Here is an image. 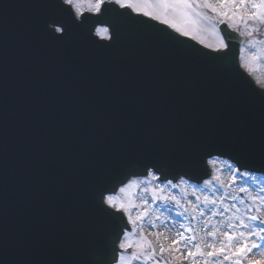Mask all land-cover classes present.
I'll use <instances>...</instances> for the list:
<instances>
[{
  "label": "water",
  "instance_id": "95a60500",
  "mask_svg": "<svg viewBox=\"0 0 264 264\" xmlns=\"http://www.w3.org/2000/svg\"><path fill=\"white\" fill-rule=\"evenodd\" d=\"M35 2L0 0V264H114L128 227L103 198L148 169L198 182L217 155L264 173V93L238 67L237 34L219 25L227 48L211 51L104 6L55 20L59 35L37 23L16 49L7 14Z\"/></svg>",
  "mask_w": 264,
  "mask_h": 264
},
{
  "label": "rangeland",
  "instance_id": "374dc122",
  "mask_svg": "<svg viewBox=\"0 0 264 264\" xmlns=\"http://www.w3.org/2000/svg\"><path fill=\"white\" fill-rule=\"evenodd\" d=\"M82 1L93 10L101 0ZM257 1L214 0L215 14L228 12L234 26L249 17L263 18L264 0ZM147 2L154 13L164 11L169 24L185 35L205 43L218 36L215 20L193 18L202 13L198 0ZM241 54L250 58L248 72L264 89V37H250ZM210 168V178L200 185L185 180L161 184L149 174L109 198L112 206L125 210L130 232L152 251L150 256L139 255L144 257L120 255L118 264H264V176L238 172L218 159L210 161Z\"/></svg>",
  "mask_w": 264,
  "mask_h": 264
}]
</instances>
